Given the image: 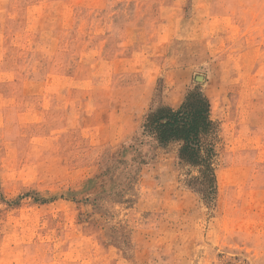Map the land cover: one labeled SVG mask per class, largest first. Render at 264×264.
Listing matches in <instances>:
<instances>
[{
	"label": "rangeland",
	"instance_id": "obj_1",
	"mask_svg": "<svg viewBox=\"0 0 264 264\" xmlns=\"http://www.w3.org/2000/svg\"><path fill=\"white\" fill-rule=\"evenodd\" d=\"M195 86L208 198L134 141ZM0 264H264V0H0Z\"/></svg>",
	"mask_w": 264,
	"mask_h": 264
},
{
	"label": "trees",
	"instance_id": "obj_2",
	"mask_svg": "<svg viewBox=\"0 0 264 264\" xmlns=\"http://www.w3.org/2000/svg\"><path fill=\"white\" fill-rule=\"evenodd\" d=\"M218 131L219 124L212 117L208 95L201 86H195L187 92L179 107L163 104L149 110L134 141L144 144L148 139L161 147L178 144L180 162L200 172L189 185L208 198L217 188Z\"/></svg>",
	"mask_w": 264,
	"mask_h": 264
}]
</instances>
